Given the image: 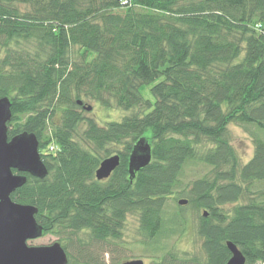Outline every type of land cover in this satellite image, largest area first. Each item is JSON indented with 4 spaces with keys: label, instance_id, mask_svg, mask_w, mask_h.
<instances>
[{
    "label": "trees",
    "instance_id": "16d2710c",
    "mask_svg": "<svg viewBox=\"0 0 264 264\" xmlns=\"http://www.w3.org/2000/svg\"><path fill=\"white\" fill-rule=\"evenodd\" d=\"M1 98L8 137L34 134L48 171L11 199L37 209L68 264L127 260V216L149 264H225L227 242L245 264H264V0H0ZM87 101L130 113L100 126L83 117ZM230 124L253 141L243 165ZM138 141L151 161L131 179ZM116 154L119 166L97 181ZM180 198L207 210L200 255L170 248L187 226L167 204Z\"/></svg>",
    "mask_w": 264,
    "mask_h": 264
},
{
    "label": "water",
    "instance_id": "95a60500",
    "mask_svg": "<svg viewBox=\"0 0 264 264\" xmlns=\"http://www.w3.org/2000/svg\"><path fill=\"white\" fill-rule=\"evenodd\" d=\"M78 105L82 102L78 101ZM90 111L91 106H83ZM11 119V102L9 98L0 99V264H68L64 249L58 242L48 246H28L43 235V227L36 221L37 209L29 205L14 202L11 195L27 182L30 176L43 179L47 168L42 162L38 140L34 134L21 133L8 137L7 124ZM151 161V148L144 141H138L128 158L127 171L132 179ZM119 155L102 160L95 171V179H107L119 166ZM16 171V173H14ZM179 206L187 200L177 201ZM207 217V212L202 213ZM226 246L231 254L225 264H245V257L232 243ZM121 264H144L142 260H131Z\"/></svg>",
    "mask_w": 264,
    "mask_h": 264
},
{
    "label": "rangeland",
    "instance_id": "374dc122",
    "mask_svg": "<svg viewBox=\"0 0 264 264\" xmlns=\"http://www.w3.org/2000/svg\"><path fill=\"white\" fill-rule=\"evenodd\" d=\"M150 87L145 86L141 94L144 99H148L152 101V97L150 95ZM87 104L92 107L90 111H83V117L86 119H92L97 122L98 125L103 126L108 122H119L123 117L127 116L129 112H124L118 108H110L105 109L104 107H99V105L94 104L92 101H87ZM55 122L57 119L54 120ZM51 127V126H50ZM229 143L232 148L235 150L238 159L241 161V165L248 162L254 152L253 141L251 137L246 134L242 128L235 124H230L227 126ZM46 136L48 137V132L46 131ZM51 151V148L49 149ZM188 179H193V177H188ZM183 199V198H180ZM167 204L172 207L175 206L180 209L181 214L183 215L186 224L185 232L181 235L175 237L174 240L170 243V248L173 247L174 253L179 255L187 254L190 255H200L201 253V240L197 237L196 229L198 225L199 218L203 215V211H207L206 209L197 210L195 207L191 205L177 206V201L173 202L168 200ZM233 204L225 205L221 207V210L227 213ZM138 221L135 216H127L125 220V225L122 230V243L124 246V253L122 257L127 258V260H142L144 264H149V259L147 258L146 252L144 248L140 245L141 238L138 237ZM59 238L56 235L51 233H47L42 235L39 238H36L32 241H27L28 246H48L55 242H58ZM75 255V251L72 252ZM105 263H111V256L105 254ZM125 260L124 262H126Z\"/></svg>",
    "mask_w": 264,
    "mask_h": 264
},
{
    "label": "built area",
    "instance_id": "2783aa9c",
    "mask_svg": "<svg viewBox=\"0 0 264 264\" xmlns=\"http://www.w3.org/2000/svg\"><path fill=\"white\" fill-rule=\"evenodd\" d=\"M53 148L51 147V150H52Z\"/></svg>",
    "mask_w": 264,
    "mask_h": 264
},
{
    "label": "flooded vegetation",
    "instance_id": "af4514ba",
    "mask_svg": "<svg viewBox=\"0 0 264 264\" xmlns=\"http://www.w3.org/2000/svg\"><path fill=\"white\" fill-rule=\"evenodd\" d=\"M111 174H112V173H111ZM111 174H110V175H111Z\"/></svg>",
    "mask_w": 264,
    "mask_h": 264
}]
</instances>
